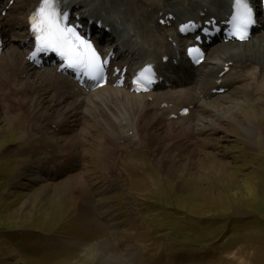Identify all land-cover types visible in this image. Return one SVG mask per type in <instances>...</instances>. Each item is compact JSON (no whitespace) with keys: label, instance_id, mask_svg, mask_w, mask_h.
Returning <instances> with one entry per match:
<instances>
[{"label":"rangeland","instance_id":"374dc122","mask_svg":"<svg viewBox=\"0 0 264 264\" xmlns=\"http://www.w3.org/2000/svg\"><path fill=\"white\" fill-rule=\"evenodd\" d=\"M17 12L1 14L21 24ZM243 47L254 56L256 49ZM208 60L217 62L209 53ZM42 69L36 67L39 75ZM257 69L238 77L237 89L220 100L228 108L197 107L204 116L196 121L199 129L178 142L166 138L164 123L153 124L154 114L140 121L142 130L131 123L110 132L101 112L116 113L123 99L102 103L106 90L90 105L88 94L75 95L86 102L74 115L51 107L55 89L46 90L45 112H38L31 104L38 97L22 91L31 79L14 80L25 96L15 99L13 114L1 104L0 91V264H264V92L253 84L261 81L250 78ZM189 86L172 91L182 89V95ZM122 110L125 117L134 111ZM59 115L65 118L61 130L50 122ZM254 115L260 124L250 147L243 124ZM204 125L209 129L202 132ZM42 161L62 173L45 177Z\"/></svg>","mask_w":264,"mask_h":264},{"label":"bare ground","instance_id":"6f19581e","mask_svg":"<svg viewBox=\"0 0 264 264\" xmlns=\"http://www.w3.org/2000/svg\"><path fill=\"white\" fill-rule=\"evenodd\" d=\"M14 1L15 2L8 7L7 14L13 15V12L15 11H18L17 13L22 12L23 17L21 18V24L10 21L0 13V31L4 35V45L6 46V49L3 50L0 54V81L2 82L0 91L4 94V97H2L1 99V104L8 105V111H11L12 114L15 108V106H13L12 104L17 103V101L16 103L14 102L15 99L17 100V97L25 96V93L28 97L29 95L32 97H38L36 98L35 102L31 101V104L34 107H38L40 110L43 109V100L41 99L47 97L45 96V93L47 92L46 90H51L54 88L55 90L49 92L48 96L50 106H64L65 108L64 112H61L62 114H65V112H67L70 115H74L77 113L76 111L78 108L79 110L81 109L82 106L80 105H83L86 102V99L84 97L80 99H74L76 98L75 95L79 97V95H81L82 93H84L85 95L88 94L89 97L87 99L89 100L86 104L90 105L91 100L94 99L92 96L101 95V92L106 90V92H104L105 98L103 96L101 97L102 103L110 100H117L120 103V101L123 99V105L117 107L116 113L110 114L111 110L106 109H103L101 112L102 120L105 122L110 132H114L115 130L122 128V126L131 123L137 131L142 130L139 127L140 121L148 120L149 118L147 116L154 114V120L152 121L155 122H153V124L156 122L164 123L167 127L166 138L172 137L176 142H178L180 138L182 139L184 138V136H188L199 129L196 128L198 125L196 121H203L202 117L204 116H202L201 113L197 114V111L202 109L204 112H209L212 110V108L215 107V109L229 107V105L222 106L223 103L220 100L229 95H227V92L230 93L231 91L233 92L237 89L235 87V80L238 77L239 79L245 78L248 75V72H251L248 69L258 67L256 71L258 72V76L250 74V78L252 79V81L254 79L261 81H254L253 84L258 92H264V33H258L261 35L258 37L259 41L256 42L254 40L249 41L251 39L249 38L248 41L241 43L222 42L212 44L207 47V50L209 56H215L217 62L214 60L215 63H212L206 57L198 67L192 68L191 66L186 65V61L182 56H180L179 51L174 50L171 47V42L169 41L168 36L173 37L175 34L163 36L160 32L162 30V26L158 22V20L159 18H164L167 13L174 15L175 19L172 21V23H177L179 22V20H187L192 17L200 16L201 12H204L205 14V16L202 18L203 20L207 19L210 16H214L218 18V20H222L224 19L225 14L230 13V5L232 3V0H162L160 1L161 3L156 1L153 2L151 0H143L148 3L147 5H150V8H147L146 5L140 0L63 1L62 7L60 9L66 10L64 4L66 6H73L74 13L72 16L74 17L76 14H80V18L82 20H85V25L88 24L89 19L93 18L94 22L92 24V28H96L95 24L97 20L101 18L105 24L110 26L111 31L109 33L102 32L100 34V37L105 40L110 48H113V50L115 51L116 57L113 61L116 62L120 59V62H122L121 56L123 54L129 55L130 59L128 60V62L130 63L132 61V63L134 64L140 60H138L140 55L144 56L143 62L148 61L147 57L149 55L152 57L157 56L160 59L162 58V55H171L167 65L172 69V74L168 77L170 78L171 84L190 85L188 87V91H183L182 95H180V93H182V89H174L175 91L161 90L164 84L157 85L156 89H158V92L154 91L153 93L148 94H134L129 93L127 91L128 88L125 87H123V89L108 86H103L98 90L92 92L88 88L82 89L77 87L74 82L58 73L56 69L52 67L44 68L42 70V74L39 75L40 72L36 71L32 64L29 63L23 57V55L25 50L27 49L28 42V34L25 28L28 12L31 11V7L40 4V0ZM255 1L256 0H249V2ZM4 8L5 5L2 6V9ZM109 10H112L113 16H110L111 13H109ZM161 11L162 15L160 16ZM155 14L156 20L154 22L152 17ZM158 35H161V40L159 42H155L153 46L149 45L147 41ZM154 40H156V38H154ZM243 45L246 47V49H256L254 51V56H251L248 53H243ZM154 48H156V51ZM177 56L180 58V61L178 65H174L172 62V58L176 59ZM220 61L221 63L219 64L218 62ZM125 63L126 62H122V65ZM228 63L229 69L225 73L220 75L223 72L224 66H227ZM204 67H208V69L205 70ZM12 76H14L15 79ZM10 77L12 78L11 82L9 83L8 81ZM34 78H42V81H44V83L41 85L36 84L32 82V79ZM30 79L31 83H27L25 89L22 90L23 92L25 91L24 94L23 92L22 94H18L19 90L14 89V85L18 87L19 84L15 83L14 80L22 83V81L29 82ZM195 85L197 86L195 87ZM221 87L226 88L223 94H217L212 91L213 89L217 90ZM204 89V93H206L209 97L208 101H206L205 99L204 101L202 100V97H199L201 96L200 94ZM32 90L39 92L36 94L37 96H35L34 92H31ZM58 92H60V94ZM249 92H251V90ZM148 97H152L151 102L147 100ZM214 97H216L215 100H213ZM161 104L165 105L162 108H159ZM188 105H190L191 109L186 116H178L176 119L170 118L171 114H176L182 107H187ZM197 107H201V109L198 110ZM18 108L20 110H23L21 106ZM122 108L126 111L130 109H133L134 111L129 112V115H127L128 117H125L122 112ZM39 110L38 112H45V110ZM104 111L107 112L110 117L113 115L116 119L112 118V120L109 122L105 119L108 114ZM119 111L120 113H118ZM20 112L21 111H19L18 113ZM45 118L49 119V117ZM220 118L226 119V117L224 116H221ZM64 119L61 115H59L58 118H51L50 122L52 126H55L59 130H61L64 124ZM152 121L149 120L148 123H151ZM116 122L118 123V126L116 125ZM194 124L196 125L194 126ZM211 124L212 123L210 122V125ZM259 124L260 118H258L256 115H254V117L252 118H248V122H246V124H243V133H249L248 139H246L245 141L250 147L255 144V137L257 136V129ZM204 126L205 127H203L201 131H207L209 129V125ZM144 129L147 134L148 129L146 127ZM118 135L117 136L120 138L121 134ZM187 138L189 139V137ZM190 139H192V136L190 137ZM46 163V161H42L39 163L40 171L45 175V177L53 178L61 173L60 169H58L59 171H57L56 169L54 171H50V168L49 166H46Z\"/></svg>","mask_w":264,"mask_h":264},{"label":"snow or ice","instance_id":"6c2138e0","mask_svg":"<svg viewBox=\"0 0 264 264\" xmlns=\"http://www.w3.org/2000/svg\"><path fill=\"white\" fill-rule=\"evenodd\" d=\"M233 9L231 22L234 32L244 39L253 22L251 9L247 0H233ZM32 29L36 33L37 51H56L65 59L67 67L82 71L92 79H97L102 73L104 62L100 61L92 46L83 41L73 27L61 26L58 0H40L32 16ZM151 75L152 66H146L141 70L137 82L151 83Z\"/></svg>","mask_w":264,"mask_h":264}]
</instances>
